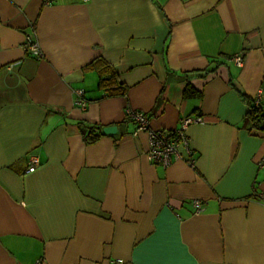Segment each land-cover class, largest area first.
Returning a JSON list of instances; mask_svg holds the SVG:
<instances>
[{
  "label": "crops",
  "instance_id": "1",
  "mask_svg": "<svg viewBox=\"0 0 264 264\" xmlns=\"http://www.w3.org/2000/svg\"><path fill=\"white\" fill-rule=\"evenodd\" d=\"M111 70L126 95L100 86ZM260 90L264 0H0V264H264ZM128 106L203 121L163 167ZM92 125L118 130L88 143Z\"/></svg>",
  "mask_w": 264,
  "mask_h": 264
},
{
  "label": "built area",
  "instance_id": "2",
  "mask_svg": "<svg viewBox=\"0 0 264 264\" xmlns=\"http://www.w3.org/2000/svg\"><path fill=\"white\" fill-rule=\"evenodd\" d=\"M23 48L25 54L28 56H33L37 59L43 57V53L40 49L38 39L36 37V24L30 25V30L25 32V39L23 42ZM235 61L238 65H242L244 60L242 55L235 56ZM79 98L77 100L78 105L82 108L86 106V100L83 97V91L80 90ZM264 94L263 90H260L257 99H260ZM126 118L131 119L136 123L135 134H138L142 131H147L150 136L149 149L147 151V156L150 161L156 164H160L163 167H168L174 159L182 158L180 152L181 146L188 147L189 138L187 130L189 126L196 122H202L203 118L201 116H185L181 119L180 125L178 128L173 130H163V129H153L151 128L149 116L139 110H134L131 107L126 108ZM192 164V161L189 160ZM31 167L29 172H33L36 169V164H38V158L36 155L30 156ZM202 200L195 199L193 200V205L196 209V212L203 210ZM123 260L117 259L114 264H122Z\"/></svg>",
  "mask_w": 264,
  "mask_h": 264
},
{
  "label": "trees",
  "instance_id": "3",
  "mask_svg": "<svg viewBox=\"0 0 264 264\" xmlns=\"http://www.w3.org/2000/svg\"><path fill=\"white\" fill-rule=\"evenodd\" d=\"M99 60L96 65L99 66ZM105 68V67H104ZM117 73L111 70V73L102 74L100 77V86H107L108 95H126L127 88L123 83L116 81ZM199 93L191 86L188 85L185 90L187 97L198 95ZM242 94V93H241ZM244 96V94H242ZM245 97V96H244ZM248 102V112L245 118V124L252 129L264 131V94L260 99L245 98ZM127 119V118H126ZM104 127L102 125H92L88 127V131L84 134L85 141L91 143L97 140L103 133Z\"/></svg>",
  "mask_w": 264,
  "mask_h": 264
},
{
  "label": "water",
  "instance_id": "4",
  "mask_svg": "<svg viewBox=\"0 0 264 264\" xmlns=\"http://www.w3.org/2000/svg\"><path fill=\"white\" fill-rule=\"evenodd\" d=\"M117 130L118 127L116 125H108L104 127L103 132L106 134H114L117 132Z\"/></svg>",
  "mask_w": 264,
  "mask_h": 264
}]
</instances>
